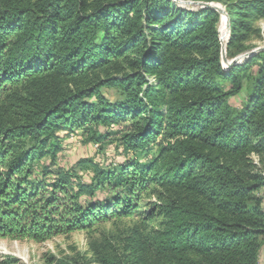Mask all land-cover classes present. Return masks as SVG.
Here are the masks:
<instances>
[{"label":"trees","instance_id":"16d2710c","mask_svg":"<svg viewBox=\"0 0 264 264\" xmlns=\"http://www.w3.org/2000/svg\"><path fill=\"white\" fill-rule=\"evenodd\" d=\"M226 13L234 58L260 33L264 0H229ZM219 20L173 0H0V239L90 231L134 216L153 192L175 197L159 206L161 228L122 257L92 244L98 264H258L264 52L223 67ZM116 70L128 71L100 76ZM74 131L100 148L117 136L124 162L52 170L59 133Z\"/></svg>","mask_w":264,"mask_h":264},{"label":"rangeland","instance_id":"374dc122","mask_svg":"<svg viewBox=\"0 0 264 264\" xmlns=\"http://www.w3.org/2000/svg\"><path fill=\"white\" fill-rule=\"evenodd\" d=\"M173 1L177 7L182 9L191 11L202 9L192 5L177 4L175 0ZM228 1L229 0H211L202 3L218 6L226 12V2ZM222 18L225 19L224 15L220 16L217 26L220 54L221 46H223L225 48V58L230 62L243 55V53L236 55L234 58L227 57V43L230 37V30L227 32L225 23V34L224 37H221L219 33L222 26ZM254 26L260 29V33H255L252 28L243 39V46L249 52L264 47V18L258 20ZM223 67L225 66L223 65ZM127 71L128 70H121L119 72L117 70L109 71L106 74L101 73L100 76L107 75L119 77L127 73ZM102 92L103 96L109 101L119 100L118 93L114 90L104 89ZM243 101L244 93L231 99L230 104L235 108H240ZM112 131H117V128L114 127ZM116 137L117 136L109 137V139L105 141V144L102 145L103 148H100L98 145L85 142V138L81 131H74L68 135L63 132L59 133L58 143L60 144L61 150L56 158V166L52 168V170H55L57 167L68 169L83 158H92L104 168L122 164L124 162V157L116 148ZM250 160L255 166H259V159L257 156L251 155ZM48 163V159L43 161L45 165ZM80 175L84 182L89 181V175L85 172H80ZM257 196L262 199L264 208V188L260 190ZM173 199H175V197L171 198L168 194L158 199L155 193H146L142 197L137 213L132 217L112 220L100 224L90 231H79L68 235H60L42 243L29 240L0 239V261L10 258L16 261L14 264H98L96 262V256L91 251L92 244H100L105 250V253L122 257V255L127 252L128 246L138 247L141 239L151 236L161 228L165 219L163 218L159 206L163 202H169ZM150 260L151 259H147L145 262H149ZM258 264H264V243L261 247Z\"/></svg>","mask_w":264,"mask_h":264},{"label":"water","instance_id":"95a60500","mask_svg":"<svg viewBox=\"0 0 264 264\" xmlns=\"http://www.w3.org/2000/svg\"><path fill=\"white\" fill-rule=\"evenodd\" d=\"M175 2L177 4H186V5H192V6H195V7H199V8H202V9H213L215 10L220 16L221 15H224L225 17V20H226V26H227V32H229V23H228V15L226 12H224L222 9H220L218 6H212L210 4H207V3H202V2H182V1H179V0H175ZM221 43V41H220ZM259 52H264V47H260V48H257L253 51H250L248 53H245L233 60H231L230 62H228L225 58V48L223 46H221V61H222V64L227 68L229 69L230 67L232 66H236V65H239L241 64L242 62H244V60L248 59V58H251L253 57L255 54L259 53Z\"/></svg>","mask_w":264,"mask_h":264},{"label":"bare ground","instance_id":"6f19581e","mask_svg":"<svg viewBox=\"0 0 264 264\" xmlns=\"http://www.w3.org/2000/svg\"><path fill=\"white\" fill-rule=\"evenodd\" d=\"M225 23H226V20L222 18V26H221L220 33H219L221 37H224V34H225Z\"/></svg>","mask_w":264,"mask_h":264}]
</instances>
